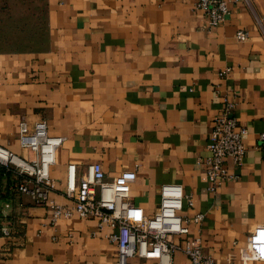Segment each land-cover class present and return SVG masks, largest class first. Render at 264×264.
Masks as SVG:
<instances>
[{"label":"crops","instance_id":"obj_1","mask_svg":"<svg viewBox=\"0 0 264 264\" xmlns=\"http://www.w3.org/2000/svg\"><path fill=\"white\" fill-rule=\"evenodd\" d=\"M228 1L224 24L207 28L194 0H43L41 45L0 49V146L29 158L18 124L43 121L49 136L64 139L50 169V201L68 205L61 193L69 164L80 172L96 163L105 180L128 181L143 216L157 211L160 185L178 184L193 202L179 215H204L188 236H200L215 264H264V254L238 258L248 237L264 230V144L256 139L264 132V0ZM238 30L248 35L242 43ZM223 97L247 132L245 153L239 167L227 166L236 178L210 195L197 161ZM4 185L2 177L0 193ZM0 225L10 229L0 236V264L115 263L114 231L95 219L51 224L46 207L14 196ZM172 264L188 260L175 252Z\"/></svg>","mask_w":264,"mask_h":264},{"label":"built area","instance_id":"obj_2","mask_svg":"<svg viewBox=\"0 0 264 264\" xmlns=\"http://www.w3.org/2000/svg\"><path fill=\"white\" fill-rule=\"evenodd\" d=\"M241 1L248 3V0ZM194 9L205 17L207 28L223 25L230 14L228 0H194ZM247 36L246 31L238 30L234 39L242 43ZM228 73L230 69L226 68L217 75L222 77ZM233 107L226 97L222 98V109L213 118L208 132L205 156L202 161H197L203 166L206 191L210 195L216 194L224 182L236 178L229 173L227 166L239 167L245 153L242 138L247 132L237 126L232 116ZM256 139L259 144H264V132L258 133ZM63 140L49 136L43 121L29 126L21 120L17 128V142L30 157L23 159L0 146V168L11 176L8 189L18 197H27L34 206L46 207L51 224L78 217L95 219L98 229L106 227L114 231L108 236V240L115 244L114 264H125L129 258L154 264H172L175 252L183 254L188 264H215L203 252L200 236H188L189 227L198 228L204 215H179L184 206L191 210L193 202L178 184L160 185L157 211L151 216H143L130 201L128 181L105 180L96 163L84 166L80 172L76 166L69 164L65 168L61 193L68 205L50 201L48 194L55 190L50 169ZM9 209L10 202H3L0 221L5 220ZM0 236L10 237L7 225H0ZM176 238H179V243L174 241ZM263 254L264 230L257 228L248 237L246 245L239 249L238 258L244 263L259 260ZM224 264L231 262L226 260Z\"/></svg>","mask_w":264,"mask_h":264},{"label":"rangeland","instance_id":"obj_3","mask_svg":"<svg viewBox=\"0 0 264 264\" xmlns=\"http://www.w3.org/2000/svg\"><path fill=\"white\" fill-rule=\"evenodd\" d=\"M44 30L43 0H0L1 50L34 49L41 45Z\"/></svg>","mask_w":264,"mask_h":264},{"label":"trees","instance_id":"obj_4","mask_svg":"<svg viewBox=\"0 0 264 264\" xmlns=\"http://www.w3.org/2000/svg\"><path fill=\"white\" fill-rule=\"evenodd\" d=\"M4 177L5 185L3 192L0 193V201L1 202H10L12 203V199L16 196L11 190H9V173L4 172L2 168H0V178ZM17 197V196H16Z\"/></svg>","mask_w":264,"mask_h":264}]
</instances>
